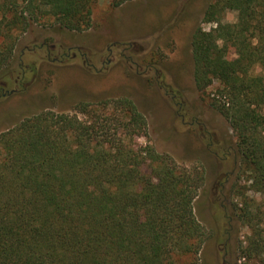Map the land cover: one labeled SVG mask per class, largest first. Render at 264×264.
I'll list each match as a JSON object with an SVG mask.
<instances>
[{"label":"trees","instance_id":"16d2710c","mask_svg":"<svg viewBox=\"0 0 264 264\" xmlns=\"http://www.w3.org/2000/svg\"><path fill=\"white\" fill-rule=\"evenodd\" d=\"M94 2L0 0V64L33 22L89 28ZM201 24L191 42L196 88L220 83L211 104L236 133L238 174L264 195V69L252 73L264 63V0H213ZM147 135L127 97L43 110L2 131L0 264H198L206 232L193 201L203 171L140 144ZM245 204L237 260L264 264V211Z\"/></svg>","mask_w":264,"mask_h":264},{"label":"rangeland","instance_id":"374dc122","mask_svg":"<svg viewBox=\"0 0 264 264\" xmlns=\"http://www.w3.org/2000/svg\"><path fill=\"white\" fill-rule=\"evenodd\" d=\"M110 1L95 0L87 29H65L46 17L18 32L0 64V133L43 110L73 113L78 102L129 98L147 122L140 144L203 171L193 201L206 232L198 264H240L248 229L238 214L245 203L264 211V195L248 190L238 174L236 133L211 104L220 83L196 88L192 35L213 0ZM224 21L235 22L236 13L227 11ZM263 69L259 62L252 73Z\"/></svg>","mask_w":264,"mask_h":264},{"label":"flooded vegetation","instance_id":"af4514ba","mask_svg":"<svg viewBox=\"0 0 264 264\" xmlns=\"http://www.w3.org/2000/svg\"><path fill=\"white\" fill-rule=\"evenodd\" d=\"M75 54H73V56H74ZM18 81V80H17ZM4 87H5V82H2L1 83V90H3L4 89ZM13 91H15V89L14 88H12V89H10V90H7L6 92H2L1 93V96L3 95H8V94H11Z\"/></svg>","mask_w":264,"mask_h":264}]
</instances>
